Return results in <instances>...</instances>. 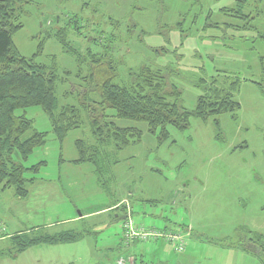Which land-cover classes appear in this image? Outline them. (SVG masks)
Wrapping results in <instances>:
<instances>
[{"label":"rangeland","instance_id":"374dc122","mask_svg":"<svg viewBox=\"0 0 264 264\" xmlns=\"http://www.w3.org/2000/svg\"><path fill=\"white\" fill-rule=\"evenodd\" d=\"M28 1L13 44L22 57L35 56L67 81L56 88L59 107L79 106L71 92L89 74L88 64H78L54 37L63 27L77 54L100 56L107 46L121 61L113 83L126 82L129 69L150 65L180 91L177 105L192 111L203 94L200 81L225 87L238 79L233 99L239 109L206 121L191 118L182 131L169 125L163 141L160 129L152 134L145 122L108 110L105 121L140 137L121 150L107 148L103 187L92 164L75 163V142L93 144L85 113L82 125L59 142L41 108L17 111L46 142L23 162L28 169L39 166L24 174L34 178L26 184L27 198L17 199L12 188L0 191V250L11 248L9 236L17 233L82 237L35 246L16 258L11 252L0 264H264V0L241 8L238 0ZM125 206L135 225L184 231V252L164 241L125 246L123 221L116 219Z\"/></svg>","mask_w":264,"mask_h":264},{"label":"trees","instance_id":"16d2710c","mask_svg":"<svg viewBox=\"0 0 264 264\" xmlns=\"http://www.w3.org/2000/svg\"><path fill=\"white\" fill-rule=\"evenodd\" d=\"M247 1L238 0L239 8L246 5ZM29 4L28 0H0V191L12 188L17 199L27 198L26 184L33 183L34 178L26 180L24 174L27 171L37 173L39 166L28 169L23 166V162L34 149L44 146L46 142V135L34 132L32 122L24 115H16L17 111L41 108L47 115L52 132L59 142L70 130L82 125V114L85 113L94 145L76 141L78 159L75 163L92 164L98 184L103 187L104 163L109 156L107 148L114 146L118 151L127 146L129 140L135 139L138 142L140 137L136 130L119 129L113 123L105 121V113L108 110H112L118 119L145 122L152 134L160 129V139L163 141L167 136L166 127L169 125L182 131L188 128L191 118L206 121L221 114H233L239 109V105L233 99V94L238 90L240 83L238 79H233L225 87H218L214 79L209 83L200 81L196 86L203 89V94L197 98L192 111H186L177 105L180 91L169 85L166 77L160 71L153 70L150 65H143L137 70L129 69L126 82L113 83V80L118 78L117 69L121 61L111 57L107 46L103 47L104 52L100 56L90 55L88 52L86 56L77 54L66 41L67 30L63 27L56 29L54 37L65 53L76 57L78 64H88L89 74L79 78L84 86H74L73 88L76 90L78 88L79 91L71 92L77 94L79 106L59 107L56 88L58 84L63 85L67 81L58 78L54 67L48 68L37 64L35 56L30 59L22 57L13 44V35L23 27L20 23L23 7ZM78 30L80 28L76 27L77 36ZM88 37L90 38L87 35L84 39ZM260 65L264 75V58H260ZM262 93L264 95V91ZM95 98L99 100L94 101ZM15 155L18 161L15 160ZM113 207L120 209L118 203ZM121 209L124 213L125 207ZM116 219H119V216ZM179 230L176 227H166L160 231L165 234L172 232L182 235L185 244V232ZM187 233L190 234L189 231ZM81 237L82 235L69 234L57 236L14 234L9 236L11 248L0 250V256H9L13 252L15 257L35 246L70 244ZM255 238L260 245V236ZM160 241L164 240L151 242ZM123 244L129 246L131 243L126 244L123 240Z\"/></svg>","mask_w":264,"mask_h":264},{"label":"built area","instance_id":"2783aa9c","mask_svg":"<svg viewBox=\"0 0 264 264\" xmlns=\"http://www.w3.org/2000/svg\"><path fill=\"white\" fill-rule=\"evenodd\" d=\"M123 240L126 244L133 242H151L154 240H164L171 244L177 253H182L185 246L182 235L175 233H163L156 228H146L143 224L135 225L130 216L123 223ZM117 264H123L118 260Z\"/></svg>","mask_w":264,"mask_h":264},{"label":"crops","instance_id":"0c3cea01","mask_svg":"<svg viewBox=\"0 0 264 264\" xmlns=\"http://www.w3.org/2000/svg\"><path fill=\"white\" fill-rule=\"evenodd\" d=\"M123 202H125V200H124ZM118 205H119V204H118ZM111 208H113V207H111ZM127 210H130V212H127ZM130 213L132 214V209H131L130 207H129V209H128V208H126V206H125L124 213L119 217L120 221H123L124 218H125L126 216H131V217H132V215H131ZM144 216L147 217L148 215L144 214ZM116 218H117V217H116ZM119 219H118V220H119ZM184 227H186V228H185L186 231H189V232H192V231H193V228H192L193 226H190V227H189V226H184ZM164 228H166V227H164ZM164 228H163V229H164ZM17 234H19V233H17ZM16 257H17V256H15L14 258H16Z\"/></svg>","mask_w":264,"mask_h":264}]
</instances>
